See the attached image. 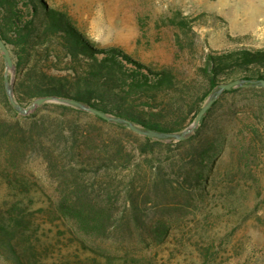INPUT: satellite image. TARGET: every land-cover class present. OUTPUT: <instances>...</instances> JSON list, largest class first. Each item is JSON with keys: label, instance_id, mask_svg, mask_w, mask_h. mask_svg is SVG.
<instances>
[{"label": "trees", "instance_id": "16d2710c", "mask_svg": "<svg viewBox=\"0 0 264 264\" xmlns=\"http://www.w3.org/2000/svg\"><path fill=\"white\" fill-rule=\"evenodd\" d=\"M0 38L17 74L25 62L28 64L13 85L20 105L26 106L39 96L66 97L156 131L178 132L185 128L221 82L264 79V48L208 53L191 76L179 75L170 68L155 70L115 46H94L66 14L45 0H0ZM175 41L181 48L178 34ZM3 71L1 63L0 102L14 112L4 90ZM234 93L250 100L248 107L232 110L238 132L228 139L222 131L209 132L207 118L224 95ZM48 106L55 115V139H44L41 133L26 134L21 127L22 137L18 139L42 152L49 174L58 180L61 190L55 201L48 197L47 202L42 199L40 205H35L33 192L43 194V190L34 176L0 162V187L8 191V198L0 202L1 259L7 264H65L48 261L36 212L50 223L59 220L84 233L107 232L112 227L117 231L126 216L141 241H163L169 225L155 220V216L172 209L191 214L187 236L180 235L194 243L203 262L217 264L218 244L203 226L213 222L211 218H219L224 209L228 214L236 213L245 203L251 187L243 180L256 175L254 167L264 155V88L223 91L197 128L174 143L179 150L170 156H176L173 161L164 166L143 159L153 172L147 180L143 174L142 184L134 181L132 167L139 163L133 157L159 154L164 145L161 140L138 135L124 125L68 105L44 103L40 108ZM73 118L83 119V123ZM45 120L47 117L41 115L35 123L44 127ZM10 132L12 127L0 119V146ZM131 140L136 144L133 149L125 144ZM50 144H57L58 153ZM226 157L231 158L230 164ZM125 170L126 180L119 179V172ZM69 173L73 180L66 178ZM253 188L257 196L259 187ZM125 254H105V261L78 259L67 263L153 264L151 256Z\"/></svg>", "mask_w": 264, "mask_h": 264}, {"label": "rangeland", "instance_id": "374dc122", "mask_svg": "<svg viewBox=\"0 0 264 264\" xmlns=\"http://www.w3.org/2000/svg\"><path fill=\"white\" fill-rule=\"evenodd\" d=\"M45 1L50 7L66 14L71 24L94 46H115L155 70L170 68L179 75L191 76L195 67L202 63L208 53L238 48H264V0ZM176 34L180 37L181 48L176 44ZM1 63L4 65L0 53ZM27 67L25 62L17 74L14 66L12 86ZM249 100L235 93L224 95L208 114L209 132L215 131L217 134L222 131L228 134V139L237 134L238 122L234 120L232 110L248 107ZM41 115L47 117L44 127L35 123ZM54 116V111L49 106H39L31 113L21 115L15 110L8 111L0 102V119L12 127V132L0 146V162L34 176L43 190V194L39 191L33 192L35 205H40L42 199L47 202L48 197L55 201L61 188L58 189V180L49 174L42 152L39 149L34 150V146L20 142L18 138L22 137V134L18 127L26 134L36 136L41 133L44 139L49 136L53 141L56 135ZM82 120L73 118V121L80 123H83ZM49 138L46 139L47 142ZM161 143L164 145L157 151L159 154H135L133 157L134 161L139 163L138 166L134 164L132 167L137 184L143 183V174L147 180L148 175L153 172L144 164V158L154 165L160 163L164 166H167L171 159H175L176 156L169 158L179 150L174 147L176 141ZM125 144L130 149L136 145L132 140ZM51 149H55L56 153L59 151L57 144ZM148 158H152V161ZM62 160L67 161L64 157ZM225 160L226 163H231V158L226 157ZM254 170L256 175L245 177L243 180L245 185L251 188L242 209L230 214L224 209L219 212V218H211L213 222L203 226L218 244V249H215L217 264H264V155ZM126 175L125 170L119 172L118 176L119 179L126 180ZM65 176L69 180L74 179L70 173ZM256 186L259 187L257 196L255 190L253 191ZM5 198H8V191L5 187H0V202ZM160 212L156 214L155 220L159 219L164 225H169V234L163 241H141L135 235L136 229L130 218L126 216L123 224L116 228L117 231L112 227L107 232L93 233L80 232L59 220L50 223L41 217L39 212H36L35 216L41 224L38 233L40 241L47 249L49 262L63 261L68 264L67 262L78 259L105 261V254L121 257L128 253L151 256L153 264H206L194 243L187 241L188 238L184 240L180 235L187 236L192 223L191 214H182L183 210L172 209L162 215ZM0 264L7 263L0 258ZM115 264L120 263L116 261Z\"/></svg>", "mask_w": 264, "mask_h": 264}, {"label": "water", "instance_id": "95a60500", "mask_svg": "<svg viewBox=\"0 0 264 264\" xmlns=\"http://www.w3.org/2000/svg\"><path fill=\"white\" fill-rule=\"evenodd\" d=\"M0 53L2 54L3 63H4V71H3L4 90L7 95V99L10 106L19 114L27 115L44 103H58L83 110L90 114L96 115L106 121L124 125L127 129L131 130L132 132L138 135L146 136L161 141H180L186 139L197 128L202 116L216 101V99L222 94L223 91L230 90L236 87L264 88V79L237 78L231 81L221 82L217 85V87H215L209 93V95L207 96V98L199 108L198 112L196 113L194 119L185 128H183L181 131L178 132L156 131L153 129L143 128L141 126L134 124L128 119L105 113L85 103L66 97H60L54 95L39 96L34 98L31 101V103L26 106L20 105L16 101L13 94L12 78L14 72V65L12 62L10 52L1 38H0Z\"/></svg>", "mask_w": 264, "mask_h": 264}]
</instances>
